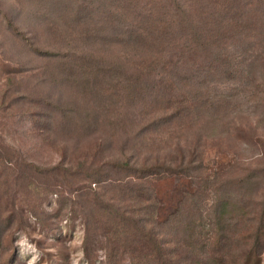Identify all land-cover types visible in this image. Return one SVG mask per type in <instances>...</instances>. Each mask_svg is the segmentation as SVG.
Segmentation results:
<instances>
[{
	"label": "rangeland",
	"instance_id": "374dc122",
	"mask_svg": "<svg viewBox=\"0 0 264 264\" xmlns=\"http://www.w3.org/2000/svg\"><path fill=\"white\" fill-rule=\"evenodd\" d=\"M67 1L0 0V264H132L129 253L108 261L107 214L91 211L93 195H80L72 175L79 163L97 165L109 157L113 140L107 137L122 118L116 112L129 119L132 103L78 86L80 75L69 77L65 49L41 26L51 12L66 10ZM253 34L237 47L249 65L242 80L220 78L212 85L220 96L213 100L223 102L203 103L193 126L185 122L176 134L171 124L148 141L150 150L164 148L170 134L171 143L185 145L187 139L189 152L199 145L205 153L202 177L215 175L217 189L216 195L206 192V206L215 197L226 203L206 213L238 223L229 259L235 264H264V249L259 255L255 238L264 233V29L258 25ZM174 112L176 104L168 115ZM152 188L159 202L155 219L161 222L174 213L184 192L199 185L176 176Z\"/></svg>",
	"mask_w": 264,
	"mask_h": 264
},
{
	"label": "trees",
	"instance_id": "16d2710c",
	"mask_svg": "<svg viewBox=\"0 0 264 264\" xmlns=\"http://www.w3.org/2000/svg\"><path fill=\"white\" fill-rule=\"evenodd\" d=\"M67 3L66 10L51 12L41 26L65 49L69 77L80 75L83 81L78 80V86L132 103L126 113L129 119L116 112L122 118L107 137L113 140L109 157L97 165L79 163L72 168L80 195H93L90 202L96 207L91 211L107 214L106 234L112 237L108 261L129 253L132 264H235L229 259L238 223L222 213L214 217L206 213L225 208L226 203L215 197L206 206V192L216 195L217 189L212 187L215 175L202 177L205 153L199 145L189 152L187 139L185 145L171 143L170 134L164 148L150 150L148 141H155L153 133L159 128L172 124L177 134L183 130L181 124L193 126L204 112L203 103H222L213 100L220 96L212 88L220 78L242 80L249 65L237 47L254 38L258 25L264 29V0ZM35 51L53 60L58 57V52ZM111 90L114 94H107ZM175 104L176 112L168 115ZM145 118L148 122L143 124ZM160 164L167 166L165 170ZM176 176L195 180L199 188L184 192L174 213L159 222L152 184ZM255 238L260 255L264 233Z\"/></svg>",
	"mask_w": 264,
	"mask_h": 264
}]
</instances>
